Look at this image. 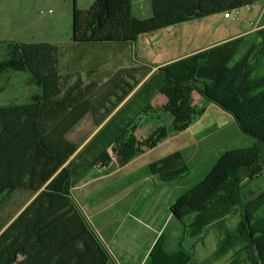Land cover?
Masks as SVG:
<instances>
[{
  "label": "trees",
  "instance_id": "16d2710c",
  "mask_svg": "<svg viewBox=\"0 0 264 264\" xmlns=\"http://www.w3.org/2000/svg\"><path fill=\"white\" fill-rule=\"evenodd\" d=\"M246 3L247 0H154V17L138 20L131 13L132 0H97L83 20L75 13L73 42L78 47L136 44L142 35L209 16L234 14ZM9 47L7 59L0 62V75L8 71L28 73L41 93L34 95L30 103L0 107V209L5 199L18 190H27L35 197L15 220L8 221L12 222L5 230H0V264L14 263L19 254L27 257L23 264H107L101 244L70 198L76 180L81 181L90 171L89 167L78 176L76 162L92 154L93 168L121 135L131 141L130 129H135L139 112L147 110L152 99L158 94L171 99L175 90L186 88L196 90L204 100L229 113L241 133L254 139L255 148L225 153L203 181L173 203L171 213L186 234L201 239L210 226L242 211L238 230L220 239L219 253L239 244L252 264H264V190L257 196L248 191V186L264 175V95H254L264 87V77L253 83L255 69H249L264 60V28L247 39L224 43L158 69L137 91L138 102L122 108L79 153L80 144L69 139L78 127L72 115L81 112L80 117H85L93 111L92 85L79 94L74 89L61 97L58 47ZM242 53V58L233 63ZM111 85L117 97L110 98L111 107L101 122L140 82L132 78V82L112 81ZM104 101L109 99L102 104ZM69 106L72 117H62ZM177 107V126H189L192 115ZM132 109L136 113L131 116ZM68 118H75L71 126L62 124ZM182 121L187 124L182 125ZM178 161H182L181 153L160 161L154 170L166 182L180 179L188 175L189 169L177 164L171 171ZM167 239L165 234L158 238L145 264H194L191 252H169Z\"/></svg>",
  "mask_w": 264,
  "mask_h": 264
},
{
  "label": "rangeland",
  "instance_id": "374dc122",
  "mask_svg": "<svg viewBox=\"0 0 264 264\" xmlns=\"http://www.w3.org/2000/svg\"><path fill=\"white\" fill-rule=\"evenodd\" d=\"M96 1L0 0V61L7 59L6 56L10 52L9 46L12 44H50L59 48L57 56L59 63L62 64L63 60L76 59L79 48L73 42L75 13L80 20H83L85 14L94 7ZM224 35L221 29L212 25V21H207V19L193 21L185 25H177L172 29L142 35L138 43L126 45L124 55L125 58L134 62H137V57L142 58V54L149 55L151 60L163 62L171 59L174 55L183 53L187 48L195 46L198 36L203 43L210 40L216 41L218 37H224ZM146 48H148V52H145ZM99 54L98 51L93 54L90 51L84 60H92L93 55ZM117 55L119 56L118 53ZM243 55L244 53L239 54L233 63L241 59ZM84 64L88 63L84 62ZM58 69L59 71L64 70L60 64ZM249 69H255L253 83L258 82L264 77V60L258 64H252ZM4 74L5 93L4 95L3 93L0 94V98L3 96L0 103L4 105L24 104L30 102L29 97L36 92L40 94L39 86L32 82L28 73L8 71ZM0 85H2V80H0ZM174 92L171 99L167 97L166 100L163 96L152 99L153 102H151L150 107L143 113L139 112L133 124L135 129H130L133 131L130 144L131 142L133 145L139 143L144 148L154 142L157 149L151 155L153 159H162L175 153H181L182 161H178L173 166L179 164L180 168L186 166L189 169L188 175L183 178L185 181L182 183V188L185 189V192L179 196L182 197L205 179L225 153L237 148L252 150L255 148V141L241 133L229 113L214 103L204 100L196 91L186 88ZM254 95L255 97L263 96L264 87L257 89ZM139 99L140 97L137 96L129 105L132 106ZM172 103L183 107L186 114L192 115L189 126H177L174 110L175 107H178ZM185 124L187 123L182 121V125ZM92 128L93 126H79V129L70 134L69 138L76 142L80 141L83 136L90 133ZM89 157L86 159V156L76 162L77 166L74 168L79 171L77 172L78 176L89 167L91 170L92 154ZM144 164L145 162L142 161V165ZM81 181L76 180L75 187L79 186ZM263 190L264 175L248 186V191L252 196H257ZM31 197L33 196L13 194L5 199L0 209V230L5 228L8 221L17 215L18 209L27 203ZM70 198L73 205L88 222L84 209L77 206L75 196L71 195ZM241 214L242 211H235L222 223L210 226L201 239L191 238L188 233H185L182 224L172 221L169 226L162 229L163 231H159L158 227L150 228L147 243L142 240L145 237H140L135 232L134 234L137 236L128 237L129 240L125 243L118 242L112 245L107 242L104 233L101 232L102 230L97 226L96 220L92 219L91 216L94 226L91 221L88 224L102 246L106 259H108L107 264H140L145 254L144 248L151 244V238L155 235L156 238H159L163 234L168 237L166 247L169 252L179 249L191 252L195 260L194 264H252L246 253L242 251V245L238 244L225 253H219L220 239H224L229 233L234 234L238 230L242 218ZM258 215H262V212H259ZM128 229L130 230V228Z\"/></svg>",
  "mask_w": 264,
  "mask_h": 264
},
{
  "label": "crops",
  "instance_id": "0c3cea01",
  "mask_svg": "<svg viewBox=\"0 0 264 264\" xmlns=\"http://www.w3.org/2000/svg\"><path fill=\"white\" fill-rule=\"evenodd\" d=\"M153 1L154 0H132V16L138 20L152 19L154 17ZM236 13L238 15L235 19H227L224 17V14H219L193 20L199 21L207 19V21H212V25L221 29L225 34L224 37H218L216 41L210 40L201 43V38L198 36V41L195 46L189 47L183 53L174 55L171 59L163 62L151 60L148 57L149 55L146 56L144 54H142V58L137 57V62L133 60L130 61L128 58H125L124 55L126 45L112 44L94 47L79 46L76 59L68 61L63 60L62 64L59 63L60 67L62 66L64 69L62 71L60 70L62 83L61 97L66 92L74 91V89L79 94V92L88 85H92L91 87H93L91 88L93 111L85 117H80L81 112L72 115L77 118L74 122L76 126H78L75 132L79 129V126H93L90 133L83 136L80 141L76 142L71 139V141L80 144V149L77 153L81 152L82 149L92 139L99 135L104 127L113 120L117 113L131 102L137 91L156 71H158V69L224 43L241 38H243V40L247 39L249 36L254 35L264 28V0H247L246 5ZM173 27L162 30L172 29ZM175 43L172 44V48ZM90 51H92V54L96 51L100 54L93 55L92 60H84ZM146 51L148 52V48L145 49V52ZM84 62L88 64H84ZM130 62L133 63V65H131ZM149 70H151L150 73H147ZM4 75V73L0 75V80H2L0 94L3 93V95L6 85ZM132 78L140 82V85L115 111L110 113L108 117L104 118L101 122L103 114H106L107 108L111 107L110 98L115 99L117 97L116 94L113 93L114 87L112 88V81L113 83H120L123 82V80L124 82H132ZM76 83L82 84V86L79 87V85H75ZM34 95H37V92L29 97L30 101ZM160 96L165 97L167 100V96L163 94H158L155 98ZM1 97L3 98V96ZM104 99H109V101H104V104H102ZM14 105H21V103L5 105L0 103V107ZM138 106L139 104L135 105L134 108L138 109ZM69 107L70 108L64 111L62 117L67 115L72 117V107ZM135 109L129 111L131 116L134 112L136 113ZM74 119L75 118H68L66 121L62 122V124L71 126V124H74ZM127 139H129V137L126 138L124 135H121L114 141L82 179L81 184L74 187L70 193V196H75L78 204L77 206L84 209L88 222L90 223L91 218L95 219L97 226L102 230L101 232L104 233L105 239L112 245L118 242L125 243L129 240L128 237H135L137 234L140 235V237H145V239L142 240H145L147 243L149 241L147 237L150 236V228L158 227L159 231H161L166 226H169L172 221L181 224L173 217L171 206L173 202L185 192V189L182 188V183L185 181L183 180L184 177L169 182L164 181L162 175L154 170V166L165 158H151V155L154 154L157 149V145L152 142V144L146 145L143 148L139 143L137 145H133V143L130 144ZM142 161L145 162L144 165H142ZM139 163L141 164L139 165ZM173 170H175V166L171 168V171ZM13 194L32 195L27 190H18ZM34 198L35 197H31L27 203L18 209V213L12 221L24 211ZM11 222L7 223L3 230H5ZM92 225L94 226L93 223ZM128 228H130V230ZM135 232L137 234H134ZM102 238L104 239L103 236ZM151 239V244L144 248L145 254L140 264L146 263L158 240L156 235ZM26 261V255L19 254L12 264H23Z\"/></svg>",
  "mask_w": 264,
  "mask_h": 264
},
{
  "label": "built area",
  "instance_id": "2783aa9c",
  "mask_svg": "<svg viewBox=\"0 0 264 264\" xmlns=\"http://www.w3.org/2000/svg\"><path fill=\"white\" fill-rule=\"evenodd\" d=\"M237 15H238L237 13H234V14L233 13H229V14H225L224 17L227 18V19H231V18L235 19V18H237Z\"/></svg>",
  "mask_w": 264,
  "mask_h": 264
}]
</instances>
